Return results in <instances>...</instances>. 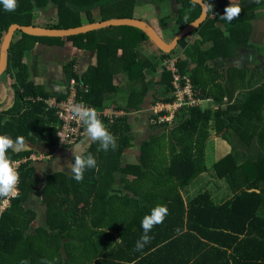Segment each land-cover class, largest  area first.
<instances>
[{
  "label": "trees",
  "instance_id": "trees-1",
  "mask_svg": "<svg viewBox=\"0 0 264 264\" xmlns=\"http://www.w3.org/2000/svg\"><path fill=\"white\" fill-rule=\"evenodd\" d=\"M178 1L182 7L177 20L184 27L200 16L202 8L191 0ZM204 1L209 6L208 18L193 33L212 45L204 51L201 42L188 45L186 36L178 45L184 53L177 65L181 74L189 73L194 90L211 98L218 109L184 108L173 128L143 143L142 166L125 167L122 161L131 141L128 117L99 115L115 136L116 149L98 150L99 143L93 142L85 154L96 158L97 167L87 169L82 182L63 174L47 178L41 190L46 224L33 233L29 230L35 214L22 208L34 185L33 168L20 163L17 195L0 213V264H264V69L260 73L226 69L220 59L228 56V46L253 47L251 21L255 11L264 7V0L240 6V16L231 23L220 18L228 4ZM17 5L8 11L0 3V42L9 25H34L35 11L48 5L55 6L58 23L45 27L66 29L83 25L81 14L89 23L95 22L93 10H99L100 21L131 18L135 0H17ZM68 42L78 49L107 53L109 75L103 89L93 87L95 67L81 79L72 71L73 64L65 68L76 80L78 101L97 112L103 107L104 92L112 88V78L119 73L127 78L130 109H141L152 92L153 103L173 100L171 72L161 70L158 82L146 79L145 70L156 71L161 60L152 63L143 54L142 45L149 38L138 28L112 26L67 38L15 33L3 73L11 76L14 102L0 113V135L57 144L59 120L43 101L50 96L28 81L22 58L37 43ZM171 53L162 52L161 59ZM4 116L8 119L2 122ZM212 119L216 134L223 133L228 143L235 135L240 145L233 146L232 152L213 166L216 178L228 184L231 196L216 203L210 192L199 190L186 203L183 195L209 172L205 151ZM249 152L255 156L248 157ZM27 154L7 152L12 161ZM242 154L246 159L239 158ZM116 174L121 177L123 191L114 187ZM158 204L166 205L168 214L149 233L150 243L137 251L136 241L143 235L141 221Z\"/></svg>",
  "mask_w": 264,
  "mask_h": 264
},
{
  "label": "crops",
  "instance_id": "crops-1",
  "mask_svg": "<svg viewBox=\"0 0 264 264\" xmlns=\"http://www.w3.org/2000/svg\"><path fill=\"white\" fill-rule=\"evenodd\" d=\"M256 0H216L217 3H225L230 5L248 6ZM182 5L178 0H135V5L132 12L134 19L142 20L150 24L166 42H171L177 33L183 28L178 23V12ZM92 15L95 22L100 21L99 10H93ZM255 18L251 21L250 43L252 48H234L228 46V56L220 58L225 62V68L236 67L240 69H249L259 73L257 68L264 65V7L255 11ZM83 25L89 24L85 14H81ZM218 28L223 26L218 23ZM189 33L185 39L188 45H193L195 42H201L202 50L206 51L212 45V41L206 40L202 42L199 33ZM193 33V34H192ZM143 54L155 63L160 62L156 71L152 69L145 70L147 80L160 81L163 68L161 67L162 51L149 39L142 45ZM184 49L177 46L170 55L179 54L183 57ZM22 63L26 67L28 81L34 86L48 93L50 97H65L69 93L70 80L74 78L71 72H66L65 68L73 64L72 71L80 79L89 70L90 67H95L97 77L93 82V87L103 89L104 82L108 77V56L103 50H85L76 48L71 42L64 45H48L45 43H37L34 47L25 52L22 58ZM162 70V71H161ZM75 79V78H74ZM11 76L6 74L0 75V113L11 108L14 102V91L11 87ZM158 89L162 90L159 85ZM127 78L124 74L119 73L112 78V88L106 90L103 95V107L99 109V115L108 118L113 111H118L116 116L128 117V122L131 126V141L130 147L125 151L122 167L133 165L142 166L141 150L144 142L148 141L152 136L161 134L162 130H154L149 124V118L153 113L152 102L153 96L150 93L142 108L139 110L130 109L127 104ZM66 98V97H65ZM47 99V98H46ZM159 102V101H157ZM115 116V115H113ZM4 116L2 122L7 120ZM12 139V138H11ZM93 142L87 140L86 135L83 136L78 143L70 147L59 145H50L44 141L36 140L29 142L25 140V145L20 151L15 153H28L20 160H13L16 170L20 163L27 162L33 168L34 185L28 199L22 204L24 210H30L35 214V220L30 225L29 233H33L37 228L45 227V207L41 203V190L45 185L47 178L54 174H63L67 178L72 177L69 164L73 160V151H86ZM115 189L123 191L121 177L116 174ZM11 198H3V201ZM9 207V205H8Z\"/></svg>",
  "mask_w": 264,
  "mask_h": 264
},
{
  "label": "clouds",
  "instance_id": "clouds-1",
  "mask_svg": "<svg viewBox=\"0 0 264 264\" xmlns=\"http://www.w3.org/2000/svg\"><path fill=\"white\" fill-rule=\"evenodd\" d=\"M6 10L14 11L17 5V0H0ZM241 7L230 3L225 8V14L221 19L231 23L241 14ZM71 112L75 118L82 121L85 125V133L89 142H98L99 149L107 152L109 149L115 150L117 142L115 136L108 130L104 122L99 118V114L95 108L89 107L83 103L74 104ZM25 145V140L22 136H18L15 140L7 135H0V197L10 198L17 195V185L19 183V173L16 170L15 163L12 161L7 152L9 149L13 151L22 150ZM73 160L68 165L72 178L76 182H82L84 173L87 169L97 167V160L91 154H85L84 151H73ZM168 214L166 205H156L148 215L144 216L141 221L143 235L136 241V250L142 251L144 247L150 243L152 237L149 235L154 226L163 223ZM21 264H28V261H21Z\"/></svg>",
  "mask_w": 264,
  "mask_h": 264
},
{
  "label": "built area",
  "instance_id": "built-area-1",
  "mask_svg": "<svg viewBox=\"0 0 264 264\" xmlns=\"http://www.w3.org/2000/svg\"><path fill=\"white\" fill-rule=\"evenodd\" d=\"M162 55V54H161ZM179 62V54L168 55L162 62L161 67L164 71L171 72L173 78L171 81V102H157L153 107V113L149 118V124L164 128L165 126H172L177 114L184 108L197 107L201 108L203 103L207 101L199 93L194 90L190 76L188 74H181L177 63ZM46 107L54 109L59 126L55 132L57 143L64 147H70L78 143V141L86 135L85 125L79 119L75 118L71 112L74 104L85 102L78 101L76 80H70V88L68 97L61 100H56L55 97H48L43 100ZM92 107L90 105H87ZM93 108V107H92ZM112 115L109 118L118 116L119 112L112 110ZM99 114V113H98ZM115 115V116H113ZM15 197V196H14ZM14 197H10L13 199ZM8 200L0 204V213H3L8 208Z\"/></svg>",
  "mask_w": 264,
  "mask_h": 264
},
{
  "label": "water",
  "instance_id": "water-1",
  "mask_svg": "<svg viewBox=\"0 0 264 264\" xmlns=\"http://www.w3.org/2000/svg\"><path fill=\"white\" fill-rule=\"evenodd\" d=\"M198 3L201 8L200 16L193 22L184 26L177 35L173 38L171 42H166L161 35L147 22L134 19V18H112L104 21L93 22L79 27L57 29V28H47L40 27L36 25H20L17 23H12L9 25L7 30L4 32L1 42H0V75L4 73L7 67V55L8 49L15 33H23L30 36L36 37H59L67 38L70 36H75L79 34H85L91 31L108 28L112 26H131L142 30L148 38L156 45V47L168 54L171 53L178 45L179 42L185 38L189 33L195 31L200 27L208 18L209 6L204 0H191Z\"/></svg>",
  "mask_w": 264,
  "mask_h": 264
},
{
  "label": "rangeland",
  "instance_id": "rangeland-1",
  "mask_svg": "<svg viewBox=\"0 0 264 264\" xmlns=\"http://www.w3.org/2000/svg\"><path fill=\"white\" fill-rule=\"evenodd\" d=\"M33 17H34L32 21L33 24L36 26H40V27H45L46 25H52V24L58 23L57 10L54 5H48L47 7L37 9ZM263 69H264V65H261L259 68H257L256 71L260 73L263 71ZM255 85L256 83L253 84V86ZM206 99L207 101L203 103L201 107L202 110L209 109L211 111H214L218 109L217 105L214 104L211 98L207 97ZM177 123H178V118H177L176 124ZM213 125H214V119H212L210 122V128H211L210 137L208 141L206 142V151H205V165L208 168L209 172L208 174L201 175L196 180V182L190 186L191 189H189L188 192L183 195L186 203L188 202V198L194 197L198 193L199 190L201 192L203 190H207L208 192H210L211 198L216 203L219 202V200H222L224 198L231 196V192L228 188V184L224 180H220L216 178L215 173L213 171V166L217 162H219L223 157L230 154L232 152L233 146L237 147L240 145L238 143V138L235 135H232L231 137L232 144L225 141L223 137V133L220 135L216 134L215 130L213 129L214 127H212ZM173 127L164 125V128L159 127V129H161L162 130L161 132L163 133L165 130L171 129ZM241 147L245 148L243 145ZM247 156L254 157L255 153L249 152ZM239 158H242V160H244L246 159V156L242 154V157H239Z\"/></svg>",
  "mask_w": 264,
  "mask_h": 264
}]
</instances>
